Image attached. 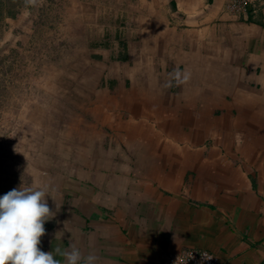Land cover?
I'll return each instance as SVG.
<instances>
[{
  "label": "crops",
  "instance_id": "crops-1",
  "mask_svg": "<svg viewBox=\"0 0 264 264\" xmlns=\"http://www.w3.org/2000/svg\"><path fill=\"white\" fill-rule=\"evenodd\" d=\"M92 1L54 74L68 118L36 163L55 212L40 249L61 264L73 244L95 264L190 248L264 264V1Z\"/></svg>",
  "mask_w": 264,
  "mask_h": 264
},
{
  "label": "rangeland",
  "instance_id": "rangeland-1",
  "mask_svg": "<svg viewBox=\"0 0 264 264\" xmlns=\"http://www.w3.org/2000/svg\"><path fill=\"white\" fill-rule=\"evenodd\" d=\"M91 6L92 0H0V196L38 188L46 137L68 118L54 74L70 70L78 56L80 22L96 17L86 11Z\"/></svg>",
  "mask_w": 264,
  "mask_h": 264
},
{
  "label": "clouds",
  "instance_id": "clouds-1",
  "mask_svg": "<svg viewBox=\"0 0 264 264\" xmlns=\"http://www.w3.org/2000/svg\"><path fill=\"white\" fill-rule=\"evenodd\" d=\"M46 196L50 195L44 187L13 188L0 196V264H61L53 251L44 252L39 247L46 233L45 222L55 215ZM55 252L64 257V264L96 261L94 254L83 256L75 244Z\"/></svg>",
  "mask_w": 264,
  "mask_h": 264
},
{
  "label": "built area",
  "instance_id": "built-area-1",
  "mask_svg": "<svg viewBox=\"0 0 264 264\" xmlns=\"http://www.w3.org/2000/svg\"><path fill=\"white\" fill-rule=\"evenodd\" d=\"M264 0H226V8L232 13L247 12L257 8ZM210 257L211 259H207ZM164 264H219L218 259L206 250L190 248L175 254H169Z\"/></svg>",
  "mask_w": 264,
  "mask_h": 264
}]
</instances>
